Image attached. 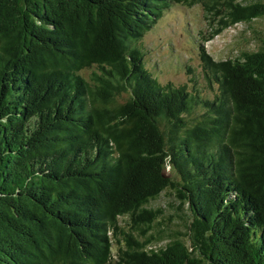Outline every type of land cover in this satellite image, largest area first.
<instances>
[{
	"label": "trees",
	"instance_id": "16d2710c",
	"mask_svg": "<svg viewBox=\"0 0 264 264\" xmlns=\"http://www.w3.org/2000/svg\"><path fill=\"white\" fill-rule=\"evenodd\" d=\"M194 3L205 43L264 19V0H0V264H264V37L219 61L200 44L212 98L143 61ZM167 189L186 232L149 207Z\"/></svg>",
	"mask_w": 264,
	"mask_h": 264
},
{
	"label": "rangeland",
	"instance_id": "374dc122",
	"mask_svg": "<svg viewBox=\"0 0 264 264\" xmlns=\"http://www.w3.org/2000/svg\"><path fill=\"white\" fill-rule=\"evenodd\" d=\"M211 19V14L201 3L173 4L154 29L142 38L140 46L144 53L145 66L161 84L185 86L191 92L197 86L200 95L212 98L213 91L208 86L199 56L200 44L213 59L219 61L234 58L242 51L255 50L258 46L256 37L259 34V37H264L262 19L250 25L237 24L205 43L203 37L211 30ZM91 72L88 69L84 76L89 79ZM123 97L126 95L118 97L122 103ZM166 172H169V168ZM149 207L164 210L163 217L157 223L162 228H170L166 230V235L187 231L190 224L187 215L190 212L187 205L180 203L174 190L167 189L162 192ZM128 222L127 217L120 219V226L126 231L129 229ZM166 243L167 240L152 247L156 249Z\"/></svg>",
	"mask_w": 264,
	"mask_h": 264
},
{
	"label": "water",
	"instance_id": "95a60500",
	"mask_svg": "<svg viewBox=\"0 0 264 264\" xmlns=\"http://www.w3.org/2000/svg\"><path fill=\"white\" fill-rule=\"evenodd\" d=\"M163 177L166 178V177H171V176L168 174V172H165L163 173Z\"/></svg>",
	"mask_w": 264,
	"mask_h": 264
}]
</instances>
